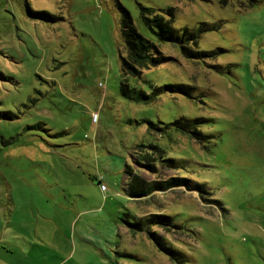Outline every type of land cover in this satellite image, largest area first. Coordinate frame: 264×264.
Listing matches in <instances>:
<instances>
[{
	"label": "rangeland",
	"instance_id": "obj_1",
	"mask_svg": "<svg viewBox=\"0 0 264 264\" xmlns=\"http://www.w3.org/2000/svg\"><path fill=\"white\" fill-rule=\"evenodd\" d=\"M121 7L169 58L141 77L122 73ZM141 7L179 34L212 29L161 43ZM125 80L186 93L135 102L120 93ZM179 117L200 121L196 135L148 129ZM141 144L184 163L138 169ZM125 165L206 191L130 199ZM150 214L181 227L152 231L185 264H264V0H0V264H178L128 226Z\"/></svg>",
	"mask_w": 264,
	"mask_h": 264
},
{
	"label": "trees",
	"instance_id": "obj_2",
	"mask_svg": "<svg viewBox=\"0 0 264 264\" xmlns=\"http://www.w3.org/2000/svg\"><path fill=\"white\" fill-rule=\"evenodd\" d=\"M220 1L224 4L232 0ZM241 1L244 2L245 8H251L259 2V0ZM120 10L122 12L121 32L125 49V54L120 55L122 73L130 77H141L144 70L165 63L169 58L159 56L158 45L139 33L126 9L121 7ZM152 11L153 10L149 8L141 7L142 22L161 43L177 44L179 47H183V44L192 39L194 40L198 34L212 29V27L202 24L194 32H189L184 29L182 33L179 34L178 30L173 26L172 20H168L164 16ZM184 52L188 57L207 55L205 52L190 53L185 50ZM119 90L124 98L143 103L152 102L165 92L186 93V87L178 84H166L157 87L151 86V92L147 93L129 86L128 80L120 83ZM199 124L200 121L198 119L179 117L169 123H153L148 121V129L149 131L158 130L159 132L167 133L166 135L169 137L173 133L189 136L196 135L197 132L194 131L198 128ZM134 151V154H138L140 157L135 158L133 163L138 166V169H143L150 174L156 173L157 165L176 170L179 169V165L182 166L184 163L182 160L166 156L165 150L157 145H137ZM123 173L126 177L123 191L130 199H142L156 192H166L170 189L180 187L188 191H193V188H197L200 190L199 192L206 191L203 189L202 185H198L197 183L192 184V181L185 177L173 176L161 180H147L139 175L130 165H125ZM98 183L100 184V182ZM101 186L103 185L100 184V189ZM128 226L133 232H146L149 239L160 251L178 264H185L187 260L186 255L176 248L167 245V242H165L163 238L152 231L153 227H160L166 230L172 228L181 229V227L173 223L170 216L165 214H150L142 218H136L135 221L128 223Z\"/></svg>",
	"mask_w": 264,
	"mask_h": 264
},
{
	"label": "built area",
	"instance_id": "obj_3",
	"mask_svg": "<svg viewBox=\"0 0 264 264\" xmlns=\"http://www.w3.org/2000/svg\"><path fill=\"white\" fill-rule=\"evenodd\" d=\"M96 119V115L95 114H93L92 115V120L94 121ZM101 188L104 190L105 189V187L104 186H101Z\"/></svg>",
	"mask_w": 264,
	"mask_h": 264
}]
</instances>
